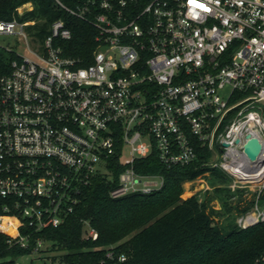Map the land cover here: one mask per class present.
Wrapping results in <instances>:
<instances>
[{"label": "built area", "instance_id": "built-area-1", "mask_svg": "<svg viewBox=\"0 0 264 264\" xmlns=\"http://www.w3.org/2000/svg\"><path fill=\"white\" fill-rule=\"evenodd\" d=\"M56 2L94 27L90 60L55 44L73 35L62 18L43 42L28 33L34 21L0 19V35L16 39L0 45L15 56L0 72V232L21 250L0 264L31 256L67 264L33 236L62 225L97 176L111 178L115 157L124 170L111 194L120 197L163 185L162 176L139 173L137 160L156 152L165 166H184L204 148V167L258 187L256 207L237 225L263 222L264 0ZM248 137L263 143L256 162L240 150ZM101 264L132 262L111 245ZM254 264H264V252Z\"/></svg>", "mask_w": 264, "mask_h": 264}, {"label": "trees", "instance_id": "trees-1", "mask_svg": "<svg viewBox=\"0 0 264 264\" xmlns=\"http://www.w3.org/2000/svg\"><path fill=\"white\" fill-rule=\"evenodd\" d=\"M61 1L73 7L84 0ZM28 3L32 8L21 13L19 9ZM61 18L73 35L68 40L57 39L55 44L61 45L66 56L90 60L96 48L94 27L66 12L56 0H0V19L34 21L27 30L40 42L50 34L52 23ZM13 57L0 50V72ZM210 157V152L201 148L194 163L167 167L154 152L137 160L135 168L142 174L162 176V187L147 194L113 197L111 192L124 170L115 157L110 165L112 177L97 176L75 212L59 227L35 234L32 242L44 239L54 253L52 260L67 264H101L105 248L111 245L128 252L132 264H254L264 252V221L249 228L235 224L224 230L216 223L208 198L183 197L187 180L209 170L213 176L223 177L220 170L203 166ZM259 202L264 206V193ZM253 206L254 201L243 210ZM90 228L97 231L96 239L89 236ZM20 253V249L9 247L7 236L0 232V256Z\"/></svg>", "mask_w": 264, "mask_h": 264}, {"label": "rangeland", "instance_id": "rangeland-1", "mask_svg": "<svg viewBox=\"0 0 264 264\" xmlns=\"http://www.w3.org/2000/svg\"><path fill=\"white\" fill-rule=\"evenodd\" d=\"M31 8L32 4L28 3L22 6L19 11L24 12ZM15 43V37L11 35H0V45L5 47H16ZM32 46L37 47V44H32ZM20 50L24 52L25 48L22 47ZM230 92L231 88H228L226 94ZM220 172L223 177L213 176L211 171H207L204 175L194 180H187L184 183L183 197L188 198L197 195L201 200L208 198L210 209L215 210L214 218L216 223L222 229L227 230L237 224V218L245 212L243 209L246 208L250 202L254 201V206L252 208L256 207V193L258 187L236 183L234 177L229 173L224 171ZM258 205L261 209L264 208L259 200ZM42 260H39L37 256H31L29 258H19L17 262L20 264H30L34 261L35 264H43Z\"/></svg>", "mask_w": 264, "mask_h": 264}, {"label": "water", "instance_id": "water-1", "mask_svg": "<svg viewBox=\"0 0 264 264\" xmlns=\"http://www.w3.org/2000/svg\"><path fill=\"white\" fill-rule=\"evenodd\" d=\"M244 156L251 162H256L263 150V143L256 137H248L240 148Z\"/></svg>", "mask_w": 264, "mask_h": 264}, {"label": "bare ground", "instance_id": "bare-ground-1", "mask_svg": "<svg viewBox=\"0 0 264 264\" xmlns=\"http://www.w3.org/2000/svg\"><path fill=\"white\" fill-rule=\"evenodd\" d=\"M260 172H261V173H264V170H261Z\"/></svg>", "mask_w": 264, "mask_h": 264}]
</instances>
